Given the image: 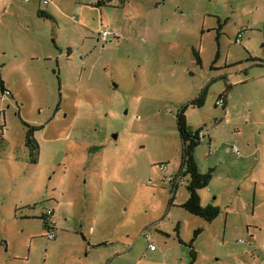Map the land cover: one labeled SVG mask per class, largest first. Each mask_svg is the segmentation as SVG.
<instances>
[{"label":"rangeland","instance_id":"obj_1","mask_svg":"<svg viewBox=\"0 0 264 264\" xmlns=\"http://www.w3.org/2000/svg\"><path fill=\"white\" fill-rule=\"evenodd\" d=\"M97 1L0 0V264H264V0ZM183 107L211 222L182 206Z\"/></svg>","mask_w":264,"mask_h":264},{"label":"trees","instance_id":"obj_2","mask_svg":"<svg viewBox=\"0 0 264 264\" xmlns=\"http://www.w3.org/2000/svg\"><path fill=\"white\" fill-rule=\"evenodd\" d=\"M44 1V0H43ZM121 2H124L125 0H120ZM106 3L105 0H98L96 2L97 5H103ZM37 14L39 16H45L48 17L46 12L42 10H38ZM220 28H217V35L219 34ZM262 46L264 48V41L262 42ZM198 62H200V58L197 55ZM0 91L2 92V95H9L11 94L7 88L4 86L3 80L0 78ZM7 92V93H6ZM205 92L206 88H203L201 92L198 94L196 98L190 101L189 104L192 106H201L204 103L205 98ZM222 97L224 99V106L219 107L223 110L226 108V95L223 92ZM186 104L185 106H187ZM184 109L185 107L181 108L178 113L176 114V126L180 133V139H181V151H180V171L183 175L188 176V183L186 185V188L188 190V196L186 200L183 202L182 206L185 210H187L189 213L199 216L206 222L213 221L216 216L219 214L220 209L217 206L214 205H201L200 196L198 193V190L201 188L206 187L211 178L213 173V168H209L205 172H201L198 169L197 162L194 156L195 148L200 144L201 138L199 137V131L195 130L193 133L189 130L187 125V120L184 115ZM22 124L25 126V135H24V147L29 150L28 152L30 154H33L31 149L38 148V143L34 137V131L42 128V125H34L30 124L26 121H22ZM205 136V132L202 131ZM31 161H35V156L31 158ZM52 210L50 212L45 211L42 218L43 226L47 229L46 237H48V233H50L53 229V221L50 220V216L52 215ZM201 229H197L194 233V237L197 236V234L200 232ZM191 255V262H194L196 258V252L194 249H191L190 251Z\"/></svg>","mask_w":264,"mask_h":264},{"label":"built area","instance_id":"obj_3","mask_svg":"<svg viewBox=\"0 0 264 264\" xmlns=\"http://www.w3.org/2000/svg\"><path fill=\"white\" fill-rule=\"evenodd\" d=\"M105 1H106V2H110V0H105ZM44 2L48 3L49 0H44ZM107 35H109V32H108V31H106V30L101 31V38H102V39H105V37H106ZM6 93H7V92H6ZM216 106H217V107H223V106H224V99H223L222 96H220L219 99L216 101ZM198 135H199V137L201 138V140H203V138H204V133L201 131V132H199ZM235 149H237V147H235ZM160 169H161V170H165V169H166V165H165V164H160ZM48 212H50V210H49ZM53 227L55 228V224H53ZM55 236H56V231H55V229H53L50 233H48V237H49L50 239L55 238ZM144 236H146V238L149 239V235H145V234H144ZM149 244H150V248H153V247H154L151 243H149ZM263 250H264V249H263Z\"/></svg>","mask_w":264,"mask_h":264},{"label":"crops","instance_id":"obj_4","mask_svg":"<svg viewBox=\"0 0 264 264\" xmlns=\"http://www.w3.org/2000/svg\"><path fill=\"white\" fill-rule=\"evenodd\" d=\"M45 12V11H44ZM4 86H5V84H4ZM5 88H6V86H5ZM226 105H227V97H226ZM207 132H205V136H204V138H203V140H205L206 139V137H207V134H206ZM209 141H210V138H209ZM150 249H153V248H150Z\"/></svg>","mask_w":264,"mask_h":264}]
</instances>
